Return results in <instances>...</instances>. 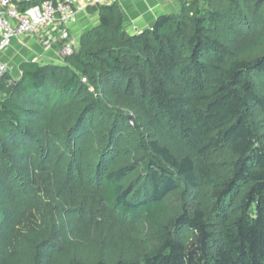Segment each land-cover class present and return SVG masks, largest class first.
I'll return each instance as SVG.
<instances>
[{
	"label": "trees",
	"instance_id": "1",
	"mask_svg": "<svg viewBox=\"0 0 264 264\" xmlns=\"http://www.w3.org/2000/svg\"><path fill=\"white\" fill-rule=\"evenodd\" d=\"M90 11L61 64L0 78V264H264V0L134 34Z\"/></svg>",
	"mask_w": 264,
	"mask_h": 264
},
{
	"label": "crops",
	"instance_id": "2",
	"mask_svg": "<svg viewBox=\"0 0 264 264\" xmlns=\"http://www.w3.org/2000/svg\"><path fill=\"white\" fill-rule=\"evenodd\" d=\"M116 4L122 14L127 13L128 28L131 34L139 33L145 29L151 28L156 18L164 14L160 0H117ZM77 7L75 15L65 26L51 28L55 42L50 49H44L41 44V34L20 37L11 42V44L0 52V62L8 67V73L13 79L20 77L19 65L22 62H39L42 64H61L62 41L60 31L66 30L69 34V40L75 47L78 46L80 37L87 33L98 23L96 12L90 11V8ZM128 29V30H129Z\"/></svg>",
	"mask_w": 264,
	"mask_h": 264
},
{
	"label": "built area",
	"instance_id": "3",
	"mask_svg": "<svg viewBox=\"0 0 264 264\" xmlns=\"http://www.w3.org/2000/svg\"><path fill=\"white\" fill-rule=\"evenodd\" d=\"M22 2H30L29 7L20 9ZM117 0H0V52L11 42L40 32L41 44L50 49L55 42L52 30L65 26L75 15L76 9L110 6ZM62 41L61 59L73 53L76 47L69 40L66 30L60 31ZM8 72L6 64L0 62V78Z\"/></svg>",
	"mask_w": 264,
	"mask_h": 264
},
{
	"label": "rangeland",
	"instance_id": "4",
	"mask_svg": "<svg viewBox=\"0 0 264 264\" xmlns=\"http://www.w3.org/2000/svg\"><path fill=\"white\" fill-rule=\"evenodd\" d=\"M187 1H190V0H187ZM160 3L162 5L161 7H162L164 14H178L179 9H180V0H160ZM126 17H127V13L123 15V27L128 33H131L130 29L128 28L129 25H128V20L126 19ZM94 198L95 197L92 191H90L89 196H87V199L85 198L82 203V205L84 206L83 207L84 210L81 211L80 214H76L74 215V217H72L75 220L77 225L78 224L87 225V224H90L91 221L93 220L98 221L100 219V214L97 211V208L99 205ZM82 205H78V206H82ZM69 227L71 226L68 225L67 229ZM132 228H135V226H132ZM130 230H133V229H130ZM72 231L69 232L70 235L72 234ZM135 232L136 231H132V233H135Z\"/></svg>",
	"mask_w": 264,
	"mask_h": 264
},
{
	"label": "water",
	"instance_id": "5",
	"mask_svg": "<svg viewBox=\"0 0 264 264\" xmlns=\"http://www.w3.org/2000/svg\"><path fill=\"white\" fill-rule=\"evenodd\" d=\"M128 120L131 122V116H128Z\"/></svg>",
	"mask_w": 264,
	"mask_h": 264
}]
</instances>
